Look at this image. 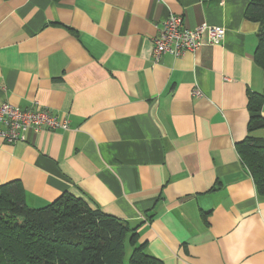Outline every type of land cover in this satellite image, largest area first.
<instances>
[{"label": "crops", "instance_id": "obj_1", "mask_svg": "<svg viewBox=\"0 0 264 264\" xmlns=\"http://www.w3.org/2000/svg\"><path fill=\"white\" fill-rule=\"evenodd\" d=\"M250 2L0 0V103L69 126L0 138V185L19 182L32 208L70 193L138 224L162 264H264V199L236 148L248 93L264 97ZM171 15L224 37L155 61Z\"/></svg>", "mask_w": 264, "mask_h": 264}, {"label": "trees", "instance_id": "obj_2", "mask_svg": "<svg viewBox=\"0 0 264 264\" xmlns=\"http://www.w3.org/2000/svg\"><path fill=\"white\" fill-rule=\"evenodd\" d=\"M246 15L260 24L253 60L264 70V0H251ZM263 101L262 95L248 93V135L236 148L264 199V137L252 134L264 129ZM139 227L70 193L32 208L19 182L0 185V264H123L128 246V264H162L147 253L146 243H139Z\"/></svg>", "mask_w": 264, "mask_h": 264}, {"label": "built area", "instance_id": "obj_3", "mask_svg": "<svg viewBox=\"0 0 264 264\" xmlns=\"http://www.w3.org/2000/svg\"><path fill=\"white\" fill-rule=\"evenodd\" d=\"M224 29L200 25L194 29L183 27L182 18L171 15L157 27L153 39V57L157 61L163 55L174 57L193 53L202 46L219 44L224 37ZM200 96L198 91L194 92ZM68 121L59 120L47 110L41 108L24 110L9 104L0 103V138L6 144H15L25 140L29 132L68 130Z\"/></svg>", "mask_w": 264, "mask_h": 264}, {"label": "rangeland", "instance_id": "obj_4", "mask_svg": "<svg viewBox=\"0 0 264 264\" xmlns=\"http://www.w3.org/2000/svg\"><path fill=\"white\" fill-rule=\"evenodd\" d=\"M130 251H131V248L128 246L125 251V256H124V261H123L124 264L128 263L126 262V260H127L128 255L130 254Z\"/></svg>", "mask_w": 264, "mask_h": 264}]
</instances>
